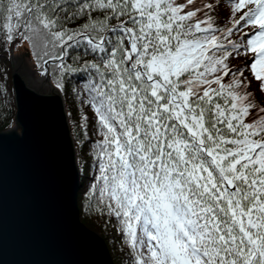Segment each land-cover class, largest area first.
I'll return each instance as SVG.
<instances>
[{
	"label": "snow or ice",
	"instance_id": "1",
	"mask_svg": "<svg viewBox=\"0 0 264 264\" xmlns=\"http://www.w3.org/2000/svg\"><path fill=\"white\" fill-rule=\"evenodd\" d=\"M24 45L82 85L86 197L127 264H264V0H0Z\"/></svg>",
	"mask_w": 264,
	"mask_h": 264
},
{
	"label": "water",
	"instance_id": "2",
	"mask_svg": "<svg viewBox=\"0 0 264 264\" xmlns=\"http://www.w3.org/2000/svg\"><path fill=\"white\" fill-rule=\"evenodd\" d=\"M22 53L10 60L15 126L0 132V264H114L102 236L80 219L62 92L43 84Z\"/></svg>",
	"mask_w": 264,
	"mask_h": 264
},
{
	"label": "trees",
	"instance_id": "3",
	"mask_svg": "<svg viewBox=\"0 0 264 264\" xmlns=\"http://www.w3.org/2000/svg\"><path fill=\"white\" fill-rule=\"evenodd\" d=\"M20 48L13 46L0 48V132L7 131L15 126L17 112L11 76V50L15 52ZM32 60V59H31ZM82 85L76 79L66 84L64 97L68 121L76 149L77 162L80 169V190L78 193V206L82 223L90 230L97 232L105 240L114 264H127V249L121 241V234L117 231L115 222L107 216L98 215L94 207H90L86 197V189L94 176V165L91 143L97 139L93 126V113L82 103L78 93ZM87 116L84 121L82 117ZM86 125L88 136H84Z\"/></svg>",
	"mask_w": 264,
	"mask_h": 264
},
{
	"label": "rangeland",
	"instance_id": "4",
	"mask_svg": "<svg viewBox=\"0 0 264 264\" xmlns=\"http://www.w3.org/2000/svg\"><path fill=\"white\" fill-rule=\"evenodd\" d=\"M26 49H27V45H24L22 48H20L19 49V51H17V52H21V51H25L26 52ZM17 52H15V53H17ZM28 58V61H29V63H30V66H31V68H32V70L36 73V74H38V71L35 69V67H34V65H33V62H32V58L29 56V57H27ZM10 60H11V56H10ZM39 75V74H38Z\"/></svg>",
	"mask_w": 264,
	"mask_h": 264
},
{
	"label": "bare ground",
	"instance_id": "5",
	"mask_svg": "<svg viewBox=\"0 0 264 264\" xmlns=\"http://www.w3.org/2000/svg\"><path fill=\"white\" fill-rule=\"evenodd\" d=\"M13 53H14V52L11 51V55H12ZM33 73H34L35 75L39 76V78H40V80L42 81L43 84H46V85H47L45 77H41L40 75L36 74L34 71H33ZM15 104H16V103H15ZM7 131H8V130H7ZM81 222H82V221H81ZM82 224H83V223H82Z\"/></svg>",
	"mask_w": 264,
	"mask_h": 264
}]
</instances>
